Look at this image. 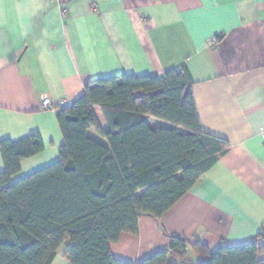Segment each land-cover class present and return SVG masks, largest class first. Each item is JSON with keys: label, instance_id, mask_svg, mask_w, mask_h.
<instances>
[{"label": "crops", "instance_id": "0c3cea01", "mask_svg": "<svg viewBox=\"0 0 264 264\" xmlns=\"http://www.w3.org/2000/svg\"><path fill=\"white\" fill-rule=\"evenodd\" d=\"M181 66L202 130L230 148L158 220L140 215L137 234L121 233L110 252L137 263L166 248L167 234L214 248L254 238L264 222V0H0V140L38 133L43 142L11 182L58 159L62 135L43 97L73 102L96 79ZM66 247L51 264H68ZM188 260L198 257L189 251Z\"/></svg>", "mask_w": 264, "mask_h": 264}, {"label": "trees", "instance_id": "16d2710c", "mask_svg": "<svg viewBox=\"0 0 264 264\" xmlns=\"http://www.w3.org/2000/svg\"><path fill=\"white\" fill-rule=\"evenodd\" d=\"M191 84L184 66L87 83L70 106L56 110L58 159L14 182L20 161L40 153L43 142L38 133L0 140V264H51L62 245L68 264H264V222L254 238L215 248L172 233L166 248L137 263L110 252L121 233L137 234L140 215L158 220L230 148L202 130Z\"/></svg>", "mask_w": 264, "mask_h": 264}, {"label": "built area", "instance_id": "2783aa9c", "mask_svg": "<svg viewBox=\"0 0 264 264\" xmlns=\"http://www.w3.org/2000/svg\"><path fill=\"white\" fill-rule=\"evenodd\" d=\"M95 8V6H94ZM93 8V9H94ZM216 39H212V42H215ZM72 104V101L66 100V99H60L58 101H51L49 98L47 97H43L41 99V105L43 108L45 109H50V110H57L59 108H63V107H68Z\"/></svg>", "mask_w": 264, "mask_h": 264}]
</instances>
